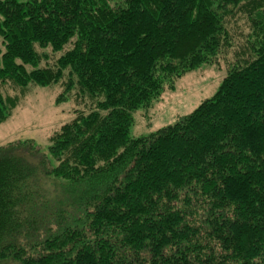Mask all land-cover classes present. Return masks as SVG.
I'll list each match as a JSON object with an SVG mask.
<instances>
[{"label": "trees", "instance_id": "16d2710c", "mask_svg": "<svg viewBox=\"0 0 264 264\" xmlns=\"http://www.w3.org/2000/svg\"><path fill=\"white\" fill-rule=\"evenodd\" d=\"M0 37V123L6 86L71 106L0 147V264H264V0H0ZM216 61L211 98L130 135Z\"/></svg>", "mask_w": 264, "mask_h": 264}, {"label": "rangeland", "instance_id": "374dc122", "mask_svg": "<svg viewBox=\"0 0 264 264\" xmlns=\"http://www.w3.org/2000/svg\"><path fill=\"white\" fill-rule=\"evenodd\" d=\"M240 26L243 25L238 28ZM225 75L223 61L202 65L188 72L176 80L174 89H166L157 102L134 115L130 135L148 136L173 124L180 116L191 113L217 92ZM6 92L15 95L18 101L11 116L0 123V147L11 142L33 140L44 150L48 145L49 134L69 118L71 106L55 105L56 88L31 87L22 93L18 90L12 92L6 86L2 94L5 96Z\"/></svg>", "mask_w": 264, "mask_h": 264}]
</instances>
